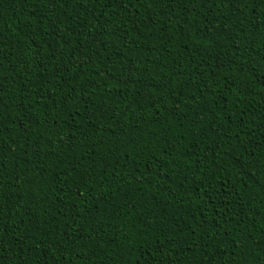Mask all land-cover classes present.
I'll use <instances>...</instances> for the list:
<instances>
[{"label": "trees", "instance_id": "16d2710c", "mask_svg": "<svg viewBox=\"0 0 264 264\" xmlns=\"http://www.w3.org/2000/svg\"><path fill=\"white\" fill-rule=\"evenodd\" d=\"M250 7L0 0V264H264Z\"/></svg>", "mask_w": 264, "mask_h": 264}, {"label": "snow or ice", "instance_id": "6c2138e0", "mask_svg": "<svg viewBox=\"0 0 264 264\" xmlns=\"http://www.w3.org/2000/svg\"><path fill=\"white\" fill-rule=\"evenodd\" d=\"M48 3H50L55 9V6L57 3H60L61 0H47ZM169 3L175 2V3H192L193 0H168ZM201 3V6L205 5L206 0H199ZM221 2H225V0H221ZM227 3L231 4L233 6V9L236 12H239L242 7H248L249 11H252L253 9L250 7L252 5H255V7H260L262 11H264V0H226ZM189 15H192L191 12H189ZM261 17H257L256 19L259 20ZM207 25H204V28H206ZM239 51V49H237ZM3 104L2 101H0V115H2L3 110ZM4 134V128L2 125V122H0V136ZM3 183V177L0 175V185ZM0 199H3L2 195H0ZM2 207V205H0ZM264 251V249H262Z\"/></svg>", "mask_w": 264, "mask_h": 264}]
</instances>
